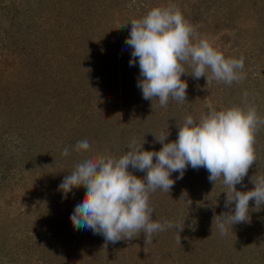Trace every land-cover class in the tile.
<instances>
[{
    "label": "rangeland",
    "instance_id": "rangeland-1",
    "mask_svg": "<svg viewBox=\"0 0 264 264\" xmlns=\"http://www.w3.org/2000/svg\"><path fill=\"white\" fill-rule=\"evenodd\" d=\"M169 4L226 58L244 56L246 79L207 85L186 64V101L161 107L158 98L143 99L139 64L129 65L125 44L130 22ZM245 103L264 118V0H0V264H264V204L250 201L248 220L221 235L213 224L229 211L226 188L222 178L209 182L203 167L189 166L182 179L173 173L170 191L151 194L153 220L185 222L148 244L141 231L105 247L102 235L70 220L86 189H58L84 159L119 158L133 139L159 151L156 138L169 132L165 142L175 141L188 115L199 120L208 104ZM85 139L90 149L76 151ZM254 148L238 191L264 176V125Z\"/></svg>",
    "mask_w": 264,
    "mask_h": 264
},
{
    "label": "clouds",
    "instance_id": "clouds-1",
    "mask_svg": "<svg viewBox=\"0 0 264 264\" xmlns=\"http://www.w3.org/2000/svg\"><path fill=\"white\" fill-rule=\"evenodd\" d=\"M130 23V35L125 41L132 49L129 65L139 64L137 87L145 100L158 98L161 107H166L170 99L186 101L188 85L181 79L188 73L186 64L192 67L195 79L206 77L207 85L213 79L229 86L246 79L245 57L226 58L213 46L214 39L201 36L174 4L155 7ZM244 96L247 98V93ZM207 109L199 120L188 115L183 126H178L175 141L165 142L169 132L156 138L163 145L159 151L142 150L143 144L138 145L133 139L128 146L130 151L119 158L98 154L77 163L58 186L65 194L74 188L86 189L70 216L73 226L102 235L105 247L108 242L131 240L141 231L146 244L155 233L172 228L178 233L183 231L185 221L182 224L153 220L150 196L157 189L170 191L175 183L171 175L178 172L177 179H182L189 166L197 170L205 168L209 182H215V186L222 178L227 193L224 206L229 211L215 216L213 224L221 235L247 221L249 202L254 199L257 208L264 204V176L253 180L255 187L251 191H238L236 186L256 161L255 139L264 118L254 105L247 103L220 110L208 104ZM75 149L87 151L90 144L81 140ZM69 154V148L65 147L62 155ZM129 166L146 171V175L138 178L129 171Z\"/></svg>",
    "mask_w": 264,
    "mask_h": 264
}]
</instances>
